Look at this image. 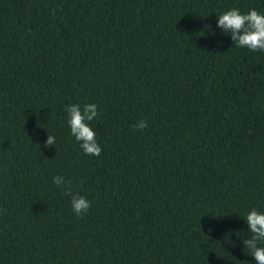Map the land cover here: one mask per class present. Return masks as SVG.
I'll list each match as a JSON object with an SVG mask.
<instances>
[{"label":"trees","instance_id":"obj_1","mask_svg":"<svg viewBox=\"0 0 264 264\" xmlns=\"http://www.w3.org/2000/svg\"><path fill=\"white\" fill-rule=\"evenodd\" d=\"M232 8L264 0H0V264H256L264 51ZM88 103L100 156L68 123Z\"/></svg>","mask_w":264,"mask_h":264},{"label":"clouds","instance_id":"obj_2","mask_svg":"<svg viewBox=\"0 0 264 264\" xmlns=\"http://www.w3.org/2000/svg\"><path fill=\"white\" fill-rule=\"evenodd\" d=\"M218 26L224 33L231 34L235 45L241 48H248L252 51H264V13L252 9L247 13H242L238 8H232L218 16ZM98 106L95 103H88L81 108L79 104H72L67 107L69 119L68 123L71 134L76 141L80 142V147L84 153L92 156H100L103 149L96 140V132L90 127V122L98 117ZM148 123L145 120L133 125L134 129H145ZM55 137L48 135L44 147L55 145ZM53 182L58 186H66L68 182L62 176L53 178ZM67 194L72 196L71 206L78 217H82L91 208V202L84 196L72 195V189L68 185ZM250 238H242L245 249L252 252L256 264H264V213L252 209L246 216ZM238 235L240 233H237Z\"/></svg>","mask_w":264,"mask_h":264}]
</instances>
